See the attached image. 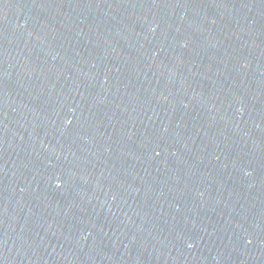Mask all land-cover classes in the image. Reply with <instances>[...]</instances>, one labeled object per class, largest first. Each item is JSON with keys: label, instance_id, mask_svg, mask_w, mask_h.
Listing matches in <instances>:
<instances>
[{"label": "water", "instance_id": "obj_1", "mask_svg": "<svg viewBox=\"0 0 264 264\" xmlns=\"http://www.w3.org/2000/svg\"><path fill=\"white\" fill-rule=\"evenodd\" d=\"M0 264H264V0H0Z\"/></svg>", "mask_w": 264, "mask_h": 264}]
</instances>
